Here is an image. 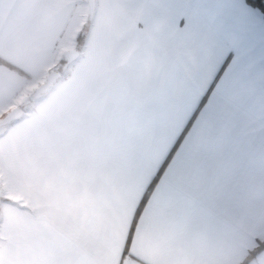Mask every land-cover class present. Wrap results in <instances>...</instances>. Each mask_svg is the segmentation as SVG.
<instances>
[{"label": "crops", "instance_id": "crops-1", "mask_svg": "<svg viewBox=\"0 0 264 264\" xmlns=\"http://www.w3.org/2000/svg\"><path fill=\"white\" fill-rule=\"evenodd\" d=\"M88 8L0 0V117L67 65L0 130V264H238L264 238V13Z\"/></svg>", "mask_w": 264, "mask_h": 264}, {"label": "water", "instance_id": "water-1", "mask_svg": "<svg viewBox=\"0 0 264 264\" xmlns=\"http://www.w3.org/2000/svg\"><path fill=\"white\" fill-rule=\"evenodd\" d=\"M89 8H88V20H91L94 11H95V2L96 0H87ZM68 55H75V52L68 53ZM66 68V66H65ZM61 73L58 70H52L46 77V80L41 83L33 92V96L41 95L42 93L48 91L54 84V82L60 77ZM23 115V111L20 107L12 108L6 115L0 118V128L3 126L9 125L13 121L21 118Z\"/></svg>", "mask_w": 264, "mask_h": 264}, {"label": "rangeland", "instance_id": "rangeland-1", "mask_svg": "<svg viewBox=\"0 0 264 264\" xmlns=\"http://www.w3.org/2000/svg\"><path fill=\"white\" fill-rule=\"evenodd\" d=\"M72 28H74V25H72ZM76 54V53H75ZM66 67H67V65H66ZM67 69V68H66ZM66 69L65 68H61V70H59L60 71V73H64L65 71H66ZM67 74H66V76H69L70 74H69V72H66ZM55 83V82H54ZM40 85V84H39ZM38 85V86H39ZM54 85V84H53ZM37 86V87H38ZM36 87V88H37ZM35 88V89H36ZM52 88L53 87H51L48 91H46V92H44V93H42L41 95H38V96H33L32 94H33V92H34V90H32L30 93H29V96H28V94H27V92H28V90L30 89V88H28V89H25V92L26 93H24L25 95H24V98H25V101H24V99H22V101H20V104H18V105H16L15 107H20L21 109H22V111H23V114H28L29 112H31L32 111V106H34L37 102H39L40 100H42L43 98H46V95L52 90ZM27 95V96H26ZM14 108V107H13ZM6 115V114H5ZM23 116V115H22ZM3 117V116H2ZM2 117H0V118H2ZM20 119V118H19ZM18 120V119H17ZM17 120H15V121H17ZM15 121H13V122H15ZM12 122V123H13ZM11 124V123H10ZM7 126V125H6ZM6 126H3L2 128H0V130H2V129H4ZM0 190H2V187L0 188ZM0 194H1V191H0Z\"/></svg>", "mask_w": 264, "mask_h": 264}, {"label": "trees", "instance_id": "trees-1", "mask_svg": "<svg viewBox=\"0 0 264 264\" xmlns=\"http://www.w3.org/2000/svg\"><path fill=\"white\" fill-rule=\"evenodd\" d=\"M247 2L264 13V0H247ZM55 69L61 70V67L57 66ZM262 249H264V238H257L255 245L247 251L245 257L238 264H248Z\"/></svg>", "mask_w": 264, "mask_h": 264}, {"label": "snow or ice", "instance_id": "snow-or-ice-1", "mask_svg": "<svg viewBox=\"0 0 264 264\" xmlns=\"http://www.w3.org/2000/svg\"><path fill=\"white\" fill-rule=\"evenodd\" d=\"M232 58H234V53L230 52V53L228 54V57H227L226 60H225V63H228L229 60L232 59Z\"/></svg>", "mask_w": 264, "mask_h": 264}]
</instances>
